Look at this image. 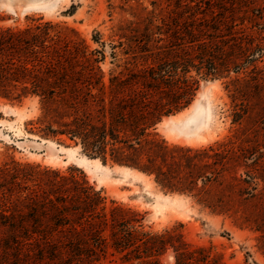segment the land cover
Masks as SVG:
<instances>
[{"label":"trees","instance_id":"16d2710c","mask_svg":"<svg viewBox=\"0 0 264 264\" xmlns=\"http://www.w3.org/2000/svg\"><path fill=\"white\" fill-rule=\"evenodd\" d=\"M225 4L231 6L174 0L159 25L150 19L142 33L126 38L125 76L111 75L108 82L104 51L90 49L74 28L41 19L23 29L0 27V100L38 99L33 124L43 137H63L87 160L146 176L164 194L192 197L227 215L215 209L222 206L221 194L236 199L242 188L232 190L250 184L237 170L249 168L251 141L233 137L194 149L154 133L163 118L190 107L199 79L237 75L253 65L248 18H237ZM92 42L100 43L97 37ZM233 85V95L241 86L253 88L251 81ZM141 219L121 204L107 205L102 190L77 169L14 160L0 167V264H92L109 250L126 264H161L168 251L173 264H221L208 260L203 248L191 250L181 233L145 232Z\"/></svg>","mask_w":264,"mask_h":264},{"label":"rangeland","instance_id":"374dc122","mask_svg":"<svg viewBox=\"0 0 264 264\" xmlns=\"http://www.w3.org/2000/svg\"><path fill=\"white\" fill-rule=\"evenodd\" d=\"M224 1L231 3L225 4L226 8L232 7L237 18H248L244 25L253 36V65H245L237 75L224 73L221 79H199L190 107L163 118L154 133L168 144L194 149L233 137L251 141L253 157L248 161L249 168L237 170V177L251 181L250 184L241 183L232 190L242 188V195L234 196L237 200L229 199L230 193L221 194L222 206L215 209L227 215L212 213L195 198L164 194L146 176L87 160L63 137H43L38 133L39 126L33 124L38 116L36 98H26L21 104L0 100V167L14 160L62 172L77 169L97 191L102 190L107 205L113 201L137 212L145 232L181 233L191 250L203 248L208 260L216 259L221 264H264V0ZM173 5L174 0H0V27L23 29L41 19L74 28L90 49L104 51L106 58L101 69L108 82L111 75L121 79L125 76L126 38L135 31L142 33L150 19L152 25H159L160 18ZM93 37L101 44L93 43ZM227 40L225 37L224 42ZM237 77L239 80L235 81ZM246 81L253 82V88L241 86V92L233 95V82ZM235 116H239L238 121H234ZM238 140L237 144L242 145ZM34 143H41V147ZM50 145L54 146L50 147L52 152L46 148ZM123 170L130 175L124 177ZM159 261L173 264L172 253L168 251ZM92 264L126 263L109 250Z\"/></svg>","mask_w":264,"mask_h":264},{"label":"bare ground","instance_id":"6f19581e","mask_svg":"<svg viewBox=\"0 0 264 264\" xmlns=\"http://www.w3.org/2000/svg\"><path fill=\"white\" fill-rule=\"evenodd\" d=\"M27 1H28V0H27ZM37 4H39V3H37ZM34 5H35V4H34ZM11 6H12V5H11ZM30 6H31V5H30ZM47 8H48V7H47ZM48 147H49V148H50V147L54 148V146H51V145L48 146ZM74 159H75V158H74ZM79 162H81V161H79ZM123 174H124V177H125V176L127 177V176L130 175L129 171H127V170H123Z\"/></svg>","mask_w":264,"mask_h":264},{"label":"water","instance_id":"95a60500","mask_svg":"<svg viewBox=\"0 0 264 264\" xmlns=\"http://www.w3.org/2000/svg\"><path fill=\"white\" fill-rule=\"evenodd\" d=\"M35 145H37L38 147H41V143H34ZM46 148L50 151V152H52V149L51 148H49L48 146H46Z\"/></svg>","mask_w":264,"mask_h":264}]
</instances>
